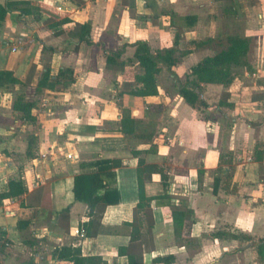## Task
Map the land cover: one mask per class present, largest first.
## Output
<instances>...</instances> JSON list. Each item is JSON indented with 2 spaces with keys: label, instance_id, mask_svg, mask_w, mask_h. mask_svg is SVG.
I'll return each instance as SVG.
<instances>
[{
  "label": "crops",
  "instance_id": "crops-1",
  "mask_svg": "<svg viewBox=\"0 0 264 264\" xmlns=\"http://www.w3.org/2000/svg\"><path fill=\"white\" fill-rule=\"evenodd\" d=\"M31 1L43 7L55 0ZM260 3L264 6V0ZM33 15L20 21L18 12H10L0 25V70L24 82L33 63L38 75L69 67L75 81L44 89L46 110L36 108L34 122L12 108L16 92L27 91L25 85L0 90V175L22 174L29 186L17 202L3 199L8 207H0V264H60L54 252L63 245L80 247L85 256L101 255L108 264H129L128 255L118 252L127 246L142 264H264L253 246L264 239V62L261 74H249L248 84L235 79L229 88L233 114H199L167 92L118 94L128 80L123 71L112 75L102 49L87 44L76 50L74 40L66 49L70 34L62 29L71 23L49 27L46 17ZM94 25L92 38L103 44ZM8 41L21 42L12 52L13 43L3 44ZM119 102L135 119L131 132L122 129ZM160 103L162 113L156 114ZM30 147L35 158L27 156ZM133 149L146 150V162L165 169L167 187L159 173L145 178ZM67 153L74 157L65 158ZM37 154L46 159H36ZM113 158L124 162L116 169L120 200L108 206L100 234L87 237L81 225L90 219L88 207L74 199V177L94 170L91 162L97 159ZM17 163L23 165L21 174ZM46 183L49 209L21 205ZM51 210L54 230L43 225ZM163 256L171 258L155 262Z\"/></svg>",
  "mask_w": 264,
  "mask_h": 264
},
{
  "label": "rangeland",
  "instance_id": "rangeland-1",
  "mask_svg": "<svg viewBox=\"0 0 264 264\" xmlns=\"http://www.w3.org/2000/svg\"><path fill=\"white\" fill-rule=\"evenodd\" d=\"M125 2H129V0H55L52 4L49 1L47 5L39 6L32 14L37 18L46 17L45 23L49 27H54L56 24L62 26L71 23L62 31H69L74 23L91 22L95 24L93 32L95 36L100 35L104 46H107L110 50L122 48L125 42H135L144 39V41L149 43L153 53H160L165 56L167 51H171V55L177 62L172 67H168L164 63L159 65L160 71L156 75L158 91L160 92L161 89V92L158 93L159 95L167 92L170 96H180L184 100L178 93L180 84L187 81V78L191 81L196 78L190 74L192 68L205 57L213 56L226 48L228 37L232 35L243 37L250 35L248 61L252 68L250 70L244 66H232L236 76L235 79L242 82L246 81L245 84H248L247 79L251 80L249 74H261L259 68L262 66L260 64L264 62V29H261V25L264 26V6H261L260 0H137L135 11H132ZM5 21L6 18L0 20V25L2 26ZM70 40H74V43L78 42L77 38L70 36L63 44L66 49L71 45ZM20 42L8 41V44H3L9 46V43H13L14 46L11 49L13 52L17 50V45ZM82 45L86 46L87 43ZM87 46L89 47V45ZM74 47L73 44L71 50H74ZM135 49V47L128 46L125 54L120 58L117 57L118 61L122 60L126 63L124 70H121L116 63L107 64L108 68L111 69L112 75L116 70L123 71V79L128 80L125 81L126 83L131 82L130 80L133 81L135 74L144 72L138 60L134 57ZM39 59L42 60L43 58L39 56ZM253 65L256 67H253ZM37 66L38 63H33L30 70L31 77L28 75L26 80L21 82L27 87V91L16 92L14 97L15 99L18 95H24L27 100H32L35 103L33 114H37L35 113L36 108H41L43 111L46 110V105L43 104L41 96L45 92L44 89L48 87H40L38 84L45 71L38 75ZM48 69L51 72L50 74H56L50 68ZM69 75L70 73L67 74L68 78ZM34 76L38 77L37 84H32V82H35ZM72 77L75 78L74 71ZM252 78L263 79L260 76L258 78L257 76H252ZM69 79L66 83H63L64 86L71 83ZM125 82L123 86L116 90L120 95L125 87ZM232 83L203 84L204 97L208 105L200 109L193 108L185 100L184 102L192 108L190 110L198 111L199 114H231L232 109L235 108V103L229 102L231 93L229 88H231ZM13 85L16 84L5 82L0 86V90L5 92L10 90ZM58 87L62 88L61 84L54 82V87L52 88L56 90ZM118 105L122 114H128V109L123 108L122 102H119ZM162 110V104L160 103L156 106V114H161ZM235 113H238V111H235ZM45 114L48 113L45 112ZM34 154L30 147L27 151L28 158H35ZM36 157V159H46L40 154H37ZM65 158H67L66 155ZM16 165L18 168L17 173L21 174L23 165L21 168L19 163ZM20 176L7 178L0 175V192L6 189L10 179L23 180L22 174ZM23 181L26 185L25 179ZM40 182L41 180H37L36 184H40ZM26 187L28 191L29 186L26 185ZM18 198L13 199L17 202ZM4 204L6 205L0 198V207H4ZM6 207L8 206L6 205ZM53 215V210H51L49 215L46 216V223L43 225L54 230ZM0 235L2 236L1 230ZM252 264H258V262L256 261Z\"/></svg>",
  "mask_w": 264,
  "mask_h": 264
},
{
  "label": "trees",
  "instance_id": "trees-1",
  "mask_svg": "<svg viewBox=\"0 0 264 264\" xmlns=\"http://www.w3.org/2000/svg\"><path fill=\"white\" fill-rule=\"evenodd\" d=\"M132 11L137 7L136 0L125 2ZM39 4L31 0H10L4 5L0 4V20L6 18L10 12H18V19L21 21L25 15L39 8ZM91 22L83 24L74 23L69 30L72 37L77 38L76 50H79L83 43L92 45L98 49H102L106 53L107 64L116 63L121 70H124L126 63L122 60L118 61L125 54L128 46L135 47L134 57L138 60L143 68L142 74H135L133 81L125 82V87L122 94H132L137 96H155L158 95V86L156 75L160 71V64L164 63L168 67H172L177 62L171 55V51L167 54L153 53L149 43L144 40H138L132 43L123 44L122 48L116 50H108L100 42L93 40ZM250 37L232 35L228 37V45L220 52L213 56H207L197 65L192 68L191 75L195 76L192 81L188 80L180 84L178 93L184 100L195 109H200L208 105L205 100L203 84L205 83H222L231 84L235 80V74L232 66H244L251 70V64L248 61ZM54 49V48H53ZM54 51H57L54 49ZM47 69L44 76L38 83L41 86H48L53 89L55 83H66L75 81L72 77L73 69L69 67L60 68L56 74H50ZM70 73L69 78L67 74ZM31 77V73L29 74ZM197 80V81H196ZM50 81V82H49ZM5 82L17 84L20 83L14 73L10 70H0V86ZM131 83V84H129ZM35 103L32 100H27L24 95H18L13 101V109L22 114L26 121L34 122L36 120L33 115ZM121 126L124 132L128 133L134 130L135 119L131 117L130 111L128 114H123ZM146 150L133 149V154L138 158V164L143 167L145 178L152 179L153 173H159L164 181V186H168V177L165 174V169L155 163H147L145 159ZM95 169L89 172L78 174L74 177L73 194L75 200L84 201L88 207L89 220L81 225V229L85 236L96 237L102 229V219L108 206L119 203L120 195L117 186L115 185L117 174L116 169L122 167L124 162L122 159H97L91 162ZM27 187L22 179L12 178L8 181L7 187L3 192H0V198L3 201L5 198H16L26 194ZM51 187L49 183L39 186L31 191L21 202L22 206L50 208ZM159 203V202H157ZM150 206V202L147 203ZM172 209L174 206H171ZM175 209V208H174ZM173 209V210H174ZM63 211H68L67 209ZM177 210L173 211L174 219L176 218ZM177 220V218H176ZM235 238L238 235H234ZM132 235V241L134 240ZM258 257L264 259V239L254 242ZM120 254L128 255L129 264H142L138 262L137 254L133 252L129 246L120 247ZM54 255L61 261L60 264H108L107 260L101 255H83L80 247L63 245L58 247ZM136 255V256H135ZM171 256H163L155 259V262L168 261Z\"/></svg>",
  "mask_w": 264,
  "mask_h": 264
},
{
  "label": "built area",
  "instance_id": "built-area-1",
  "mask_svg": "<svg viewBox=\"0 0 264 264\" xmlns=\"http://www.w3.org/2000/svg\"><path fill=\"white\" fill-rule=\"evenodd\" d=\"M14 50H16V48H14ZM43 156L46 157V154H43ZM66 156H67V158H69V159H72V158L74 157L73 154H70V153H69V154L67 153Z\"/></svg>",
  "mask_w": 264,
  "mask_h": 264
}]
</instances>
